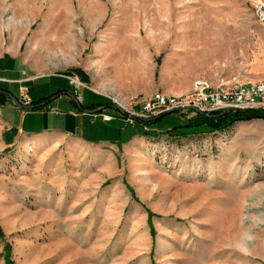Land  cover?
<instances>
[{"label": "rangeland", "instance_id": "1", "mask_svg": "<svg viewBox=\"0 0 264 264\" xmlns=\"http://www.w3.org/2000/svg\"><path fill=\"white\" fill-rule=\"evenodd\" d=\"M1 59L23 106L66 89L112 108L26 134L2 123L19 122L16 103L0 107V264H264V121L172 136L196 114L131 119L198 80H263L252 0H0Z\"/></svg>", "mask_w": 264, "mask_h": 264}, {"label": "built area", "instance_id": "2", "mask_svg": "<svg viewBox=\"0 0 264 264\" xmlns=\"http://www.w3.org/2000/svg\"><path fill=\"white\" fill-rule=\"evenodd\" d=\"M252 2L256 20L264 27V1L252 0ZM74 82L76 81L73 79L69 81V83ZM237 109L264 112V79L247 83L222 80L217 85L198 80L195 82L194 91L182 97L165 96L161 93L153 94L141 104L139 114L133 113L132 115L134 117H154L170 111L209 114Z\"/></svg>", "mask_w": 264, "mask_h": 264}, {"label": "trees", "instance_id": "3", "mask_svg": "<svg viewBox=\"0 0 264 264\" xmlns=\"http://www.w3.org/2000/svg\"><path fill=\"white\" fill-rule=\"evenodd\" d=\"M61 95H68L71 96L70 102L78 111L79 113H88L91 110H95L100 107L106 108H112L111 104L109 103H102L97 102L89 105H85L83 103H80L76 100L77 95L75 92H67L66 89H57L55 92L46 95V96H39L36 98L30 99V102L28 104L29 107L28 110L36 111V110H42L45 109L50 102H52L54 99L58 98ZM53 96H56L52 99ZM13 100L17 105L23 106L20 102L19 98L12 94L8 89H5L4 87L0 86V107L5 105L8 100ZM115 111H119L118 109H114ZM176 111H170V112H164L154 117H131L132 120L135 121V125L138 129H140L143 126H160L167 124L168 122H163V119ZM253 114H263L262 111H249ZM124 116L125 114L122 113ZM243 121L240 115L234 114L232 112H214L209 114H196L193 117H190L187 119V121L184 124H172V126L169 127L167 131H165V134L172 135V136H187L195 133H202V132H209V133H215V132H222L227 130L228 128L232 127L235 123ZM119 134V133H118ZM0 231V235H1ZM9 251V248H8Z\"/></svg>", "mask_w": 264, "mask_h": 264}, {"label": "crops", "instance_id": "4", "mask_svg": "<svg viewBox=\"0 0 264 264\" xmlns=\"http://www.w3.org/2000/svg\"><path fill=\"white\" fill-rule=\"evenodd\" d=\"M2 61V59L0 60ZM9 61H11V66H10V71L11 73L16 76L18 74V71L16 69L15 64L12 62V60L9 59ZM6 66H4L2 64V62L0 63V71H4L6 68ZM8 67V66H7ZM13 76V77H14ZM12 77V78H13ZM0 78L2 80H7V81H18V80H13L12 78H4L1 77ZM12 79V80H10ZM50 85H53L54 87H58L60 85H62V83H64V81H57L56 79H50ZM53 81V82H52ZM66 83V81H65ZM58 102H62V104L66 105L65 107L68 108H64L62 110V112H58L57 110H55V108L53 107H46L43 110H36V111H31V110H27L28 106H18L19 108V112L17 111V113H19V122H17L16 124H11L9 123V121L5 120L2 118V123L5 124L6 126H9L7 128L10 127H14L16 129L21 130L24 133H28V134H33V133H37L40 132L44 129H54V130H63V131H69V132H76L79 129V121L77 119V115H75L74 111L76 110L74 108V106L71 104L70 99L71 96L68 95H61L58 98ZM4 106V105H3ZM38 117L41 116L42 117V126L40 128H36L34 126H28V128H25L22 126V121L25 117ZM52 120V125L48 126L47 125V121ZM82 120H84L82 118ZM89 126H87V128H84L83 130L85 134L89 135L87 130Z\"/></svg>", "mask_w": 264, "mask_h": 264}, {"label": "water", "instance_id": "5", "mask_svg": "<svg viewBox=\"0 0 264 264\" xmlns=\"http://www.w3.org/2000/svg\"><path fill=\"white\" fill-rule=\"evenodd\" d=\"M54 97H56V96H53L52 99ZM112 106L115 108H119V106H117L116 104H113ZM28 108H31V107H28ZM101 109H103V108H99L97 110H93V111H90L88 113H96V112L100 111ZM224 112H232L234 114H238L245 121H250V120H263L264 121V113L263 114H253V113H250L246 110H241V109H237L234 111H224ZM124 114H125V116H128L127 112H124Z\"/></svg>", "mask_w": 264, "mask_h": 264}]
</instances>
